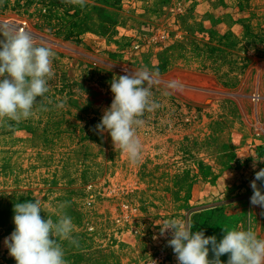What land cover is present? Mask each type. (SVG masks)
Listing matches in <instances>:
<instances>
[{"label":"rangeland","instance_id":"obj_1","mask_svg":"<svg viewBox=\"0 0 264 264\" xmlns=\"http://www.w3.org/2000/svg\"><path fill=\"white\" fill-rule=\"evenodd\" d=\"M0 24L56 53L34 114L0 123V264H16L14 204L37 199L54 222L66 204L67 264H177L161 235L172 218L218 241L222 228L264 237L250 202L264 169V0H0ZM145 69L159 107L141 117L133 163L94 129L112 79Z\"/></svg>","mask_w":264,"mask_h":264},{"label":"clouds","instance_id":"obj_2","mask_svg":"<svg viewBox=\"0 0 264 264\" xmlns=\"http://www.w3.org/2000/svg\"><path fill=\"white\" fill-rule=\"evenodd\" d=\"M85 6V0H67ZM56 53L49 47L37 46L32 34L19 26L0 24V123L20 122L33 114L38 98L49 92L48 81L54 76L52 62ZM111 81L113 100L104 109L95 131L107 132L115 148L125 152L133 163L139 161L142 144L137 128L144 121L145 111L159 107L152 99L148 85L152 77L148 70L128 73ZM173 83L171 87H176ZM63 103L57 107L62 108ZM254 161H261L256 160ZM255 168V163L253 165ZM260 181V186L257 185ZM250 186L251 205L264 209V169L255 172ZM56 221L41 217L42 202L37 199L14 204V231L4 239V245L16 264H67L64 250L58 241L74 242L71 217L59 206ZM264 214V213H262ZM223 238L205 236L203 230L193 231V224L172 218L161 227V235L170 232L168 246L173 249L177 264H223L220 257L228 254L227 264H264V237L251 228H222ZM213 253L209 258V252Z\"/></svg>","mask_w":264,"mask_h":264}]
</instances>
